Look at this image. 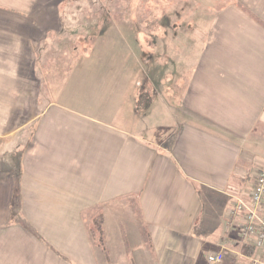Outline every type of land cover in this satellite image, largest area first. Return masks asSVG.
<instances>
[{"label": "crops", "instance_id": "obj_1", "mask_svg": "<svg viewBox=\"0 0 264 264\" xmlns=\"http://www.w3.org/2000/svg\"><path fill=\"white\" fill-rule=\"evenodd\" d=\"M86 1L102 5L90 11L103 17L108 9L112 16L117 4L141 0H74ZM27 11L20 14L24 22L18 18L0 29L31 36V27L48 35L62 27L58 8L40 11L32 23L25 21ZM255 24H243L255 37L238 36V47H205L203 62L184 56L183 63L193 64L186 77H149L144 87H129L126 80V88L111 76L95 92L101 68L119 61L112 47H89L72 69L53 62L51 47H0V100L23 93L43 106L0 134V264H147L150 253L155 264H208L207 257L220 252L222 264H247L258 256L264 263V246L248 257L225 233L235 226L225 218L231 198L248 193L240 185L248 177L251 189L259 167L242 147L264 143V47H256ZM87 80L86 93L81 84ZM166 83L171 86L159 90ZM245 86L255 89L241 91ZM80 93L97 109L99 95L124 110L113 122L56 102L77 100ZM141 95L148 100L145 109L137 107ZM28 129L29 136L22 135ZM137 208L142 216L132 215ZM101 212L108 217L105 232ZM94 225L98 236L104 234V248L98 236H89Z\"/></svg>", "mask_w": 264, "mask_h": 264}, {"label": "rangeland", "instance_id": "obj_2", "mask_svg": "<svg viewBox=\"0 0 264 264\" xmlns=\"http://www.w3.org/2000/svg\"><path fill=\"white\" fill-rule=\"evenodd\" d=\"M59 2V0H16L13 3L11 0H0V24L8 25L18 18L21 19L20 14H23L21 12L25 10H28L27 18L36 15L35 19L26 18V23H32L35 20L37 22L39 17L43 16L39 13L40 11L49 13L58 8L59 13L65 16L63 22L62 20L58 21L62 27H55L49 35L47 33L39 34V28L31 27L29 30L31 36H25V33H28L27 30H23L22 33L18 31L16 36H13L11 35L12 28L4 29L1 26L0 47H51L53 62L59 61L58 65L60 66V60H63V66L65 65V68L70 67V69L76 66L77 61L82 59L84 55H87L89 47H112V54H116V59L119 61L106 68L107 76L104 67L101 68V78L103 79L96 89H92L93 92L108 86L111 80L108 77L111 76L122 78L118 82V86L122 85L123 81L126 88V80L129 81V87L131 82L133 84L139 83L140 86L144 87L149 77L153 80L159 79L160 76L179 78V75H182L180 78L186 77L193 64L183 63L181 60L184 56L196 55L197 60L203 62L202 55L205 47H222L224 44L225 47H238L237 44H240V40H242H238V36L255 37L252 35L251 28L244 27L243 24H248L249 27H252V24H257L260 32L257 28L255 31L257 30L256 35L260 36L261 43H256V47H264V0H141L133 4H117L112 16H110L111 9H108L106 11L109 16L104 14L103 17H99L97 11H90L92 8L100 10L102 5L97 3L86 1L82 6L74 0H68L62 6L63 0L60 4ZM112 6L114 7V5ZM83 8L86 9L83 10ZM45 15L51 16L50 14ZM24 16L26 15L24 14ZM21 21L24 22L23 19ZM249 44L252 45V42L250 41ZM142 47H147L149 51H143ZM211 49L209 50L211 51ZM145 51L148 55L145 54ZM152 51L153 54L151 55ZM105 53L106 50L101 52L102 55ZM193 60L194 58L191 62ZM124 62L129 67L125 68ZM161 63L165 66H161ZM26 71L28 72V68ZM243 72L247 74L246 69H243ZM113 83L115 84L114 93H117L118 86L115 79ZM28 85L23 86L28 87ZM81 85L82 90L87 93L90 86L89 80ZM167 85L171 86V84L166 83L159 90H165ZM111 87L113 88V85ZM254 89L245 86V89L241 88L240 90L252 91ZM71 90L69 87L68 91ZM174 90L177 89L174 88ZM261 91L264 92V86ZM53 97L55 98V94ZM106 97V99H102L98 95L100 105L98 109L94 101L87 104L88 96L83 97L82 93L79 94L77 100L59 99L56 102L64 103L73 109L89 112L103 120L115 122L117 116L121 115L124 109H113L120 103L116 101L110 105L112 99L110 96ZM82 99L83 102L80 103ZM94 100H96L95 97ZM33 109H38L39 112L43 106L40 99L29 100L28 94L22 93L20 98L16 100H0V134L4 132L3 129L5 132L11 131L16 126L13 125L15 120L25 122L30 118ZM116 111L117 115L108 116L109 112L114 114ZM2 112L5 116L2 115ZM29 130H24L22 135L28 137ZM242 150L254 158V165L264 164V143L256 146L247 143L242 147ZM244 161L246 162V160ZM250 182L251 180L249 181L247 177L246 181L241 183L240 188L242 187L244 192H249ZM109 212L114 213V216L117 217L116 212ZM100 214L103 219L101 231L105 232L104 226L108 217H105L102 212ZM132 215L142 216L138 208L132 211ZM138 220L143 221V218ZM91 229L93 232L89 236L97 238L98 228L96 225L92 226ZM227 232H231L234 239L233 244H240L236 225L228 228V231L225 229V233ZM103 236L104 234H99L96 239L102 248L105 245H100L99 239ZM91 241L94 242V240ZM108 245L111 249L112 245L109 242ZM95 246L98 245L95 244ZM140 246L142 248L141 253L147 254L149 252L147 244ZM94 251L97 253L96 248ZM221 254L224 258L223 253ZM153 256L152 253L149 254V257L147 254V264H155ZM247 256L250 257L251 255ZM255 259L262 260L260 256ZM201 261L203 262V260Z\"/></svg>", "mask_w": 264, "mask_h": 264}, {"label": "built area", "instance_id": "obj_3", "mask_svg": "<svg viewBox=\"0 0 264 264\" xmlns=\"http://www.w3.org/2000/svg\"><path fill=\"white\" fill-rule=\"evenodd\" d=\"M252 188L247 198L233 197L226 211V220L238 228V238L242 243L254 248L264 246V165L252 173ZM222 254L207 257L208 264H221ZM248 264H264L262 261L249 259Z\"/></svg>", "mask_w": 264, "mask_h": 264}, {"label": "trees", "instance_id": "obj_4", "mask_svg": "<svg viewBox=\"0 0 264 264\" xmlns=\"http://www.w3.org/2000/svg\"><path fill=\"white\" fill-rule=\"evenodd\" d=\"M147 102H148L147 98H145V96L141 95V97H140V99L138 101V105H137L138 109H140V108H143V109L147 108V105H146ZM245 247L246 246H243L242 253L244 252V254L251 255L252 253L255 252V249L254 248H253L254 249V251H253L252 247H250V248H245Z\"/></svg>", "mask_w": 264, "mask_h": 264}]
</instances>
